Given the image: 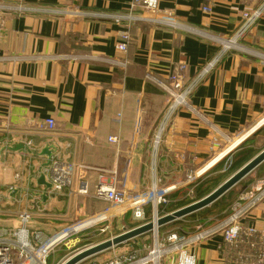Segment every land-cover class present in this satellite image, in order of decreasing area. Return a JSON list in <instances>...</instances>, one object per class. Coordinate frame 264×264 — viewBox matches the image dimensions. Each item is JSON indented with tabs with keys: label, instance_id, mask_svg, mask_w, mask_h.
Listing matches in <instances>:
<instances>
[{
	"label": "crops",
	"instance_id": "1",
	"mask_svg": "<svg viewBox=\"0 0 264 264\" xmlns=\"http://www.w3.org/2000/svg\"><path fill=\"white\" fill-rule=\"evenodd\" d=\"M133 1L23 0L34 11L0 18V232L19 229V215L27 213L28 241L39 244L80 216L102 210V201L91 196L99 183H112L127 196L157 182L175 187L171 194L192 190L229 153L212 156L217 133L231 142L263 120L264 0H157L180 25L176 29L144 21L122 27L109 18L77 14H124ZM206 6L209 13L202 11ZM261 8L239 40L255 54L233 49L220 56L194 87L189 106L169 113L167 95L145 81L147 72L165 80L173 67L184 64L190 84L220 54L217 39L235 36L244 25L242 14ZM123 33L130 37L125 53L115 48ZM48 118L55 130L37 131ZM254 135L264 138V122L242 142ZM15 145L24 149L8 151ZM45 146L52 160L88 168L76 172L71 190L37 184L40 176L49 183L48 157L40 155ZM199 171L204 175L185 184L188 173ZM82 183L90 195L77 194ZM252 187L264 189V177ZM263 209L264 203L253 209L245 227L261 229ZM81 238L80 243L91 244ZM117 248L102 253L110 252L109 258ZM59 250L63 254L52 258ZM65 251L58 249L47 263L63 260ZM191 252L195 264H240L218 235Z\"/></svg>",
	"mask_w": 264,
	"mask_h": 264
},
{
	"label": "built area",
	"instance_id": "2",
	"mask_svg": "<svg viewBox=\"0 0 264 264\" xmlns=\"http://www.w3.org/2000/svg\"><path fill=\"white\" fill-rule=\"evenodd\" d=\"M207 1L213 2L214 0ZM136 9H139L140 14H134ZM209 10L210 8L207 6L202 9L204 13H209ZM261 10L262 8L251 14L243 13V28L229 40L224 41L215 38L220 41V54L190 84L186 83L184 64H178L173 67V70L169 72L165 80L158 79L150 71L147 72L144 77L145 81L154 83L167 95L169 113L175 112L178 108L189 106L188 99L194 87L208 73L220 56L233 49L255 54L253 51L245 47L243 48L239 40L243 37V32L260 17ZM31 11H34V9L26 6L23 0H0V18L10 14L20 15ZM77 14L83 17L97 15L109 18L122 27L142 21L151 26L162 23L174 29L180 27L178 23L169 19L170 14L168 12H164L159 8L157 0H134L131 2L128 11L124 14ZM163 16L166 19H162ZM193 32L199 33L196 30H193ZM121 37L123 42L117 43L115 48L117 51L125 53L130 37L126 33H123ZM119 66L123 67L124 63H119ZM55 128L56 123L51 118L45 119L37 125V131L39 132H53ZM158 138L157 136L156 144L158 143ZM109 141L116 142V138L111 137ZM223 141L228 142L229 138L217 133L211 143L212 152L220 149ZM85 169L88 168L74 163L59 162L51 159L46 170L51 189L54 191H62V189L71 190L74 177L77 174L76 172ZM201 174L203 173L200 171L188 173L185 184L194 183L197 178L204 175ZM94 189V192L91 194L92 198L106 203L109 207L106 210L96 212L95 215L80 219L71 223V225L63 227V229L47 236L39 244H33L28 241L26 224L29 221L30 214L21 213L19 215L21 225L19 229L13 232H0V264H47L48 257L58 249L64 247L66 250L76 249L75 246L80 243L78 236L84 232L94 230L98 234L105 233L109 236L101 241L105 242L112 241L114 237L127 233L131 229L147 225V223L152 224V228L147 233L131 238V240L112 248L113 252L115 247L125 245L127 247L126 250L118 253L114 252L111 257L98 261L93 260L96 256L94 255L81 260L77 264H195L196 260L194 254L191 252L192 248L199 242L212 238L215 235L222 238L223 245L233 251L238 257L240 264H264V210L262 217L263 224L260 230H257L253 225H249L248 227L244 225L248 214L264 203V189L262 187L250 189L248 193L237 199L231 206L230 214L215 224L214 227L208 229L198 228L191 234L184 230H173L163 234L160 231L161 226L157 225L158 219L169 214L165 211V207L169 205L168 196L174 191L175 187L160 186V182H157V184L153 183L145 192L131 196H127L124 192L115 189L112 183H99ZM192 193L193 190H190V194ZM77 194L90 195L85 183L79 186ZM147 207L149 210L148 217L146 215ZM123 217H128L139 224L128 231H123L114 236L110 235L109 228L113 219L122 220ZM93 246L84 245V247L82 246L79 249H73L74 251L72 250V252L67 253L64 259L68 255H77L81 251ZM64 259L56 264H64Z\"/></svg>",
	"mask_w": 264,
	"mask_h": 264
},
{
	"label": "rangeland",
	"instance_id": "3",
	"mask_svg": "<svg viewBox=\"0 0 264 264\" xmlns=\"http://www.w3.org/2000/svg\"><path fill=\"white\" fill-rule=\"evenodd\" d=\"M249 140L251 142L250 147L253 148L254 150L258 151L257 155L259 153L263 152L264 138L261 139L260 137H256L254 135ZM216 166H214V167H216ZM214 167H213V169H214ZM224 172H226V171L224 169H222L221 167H219L217 173L214 172L212 174V170H211L206 175H204L203 178H206V177L207 178L208 177L214 178L218 175H224L225 174ZM231 175L232 174H230V176ZM230 176H226L225 178H223L222 182L219 185H221L228 178H230ZM263 177H264V165L262 168L258 167L254 171H252L251 173L247 174V176L244 179H242L240 182H238L236 185H234V187H232L229 192H227L226 194L221 196V198H219L217 200L218 203L220 204V206H218V207L214 206V203H213L212 205H210L208 207H205L203 209L198 210V212L186 215V216L182 217L181 219L176 220L175 222L166 224L165 226H163L161 228L160 231L164 234L166 232L173 231V230H184L185 232L191 234V233H194L198 228L208 229V228L214 227L217 222L222 221L227 216L229 209H231L232 204H234L237 201V199H239L241 196H243L245 193H247L249 191V189H253L252 186L255 185L256 179L263 178ZM193 196H194V192L192 194H190L189 187H185L178 192L177 197H176L177 199H175V201L180 200V199L181 200L182 199L183 200L184 199H191V197H193ZM100 203L102 204V206H104V207H102L101 211L106 210L109 207V206H107L106 203H102V202H100ZM192 203H194V202H192ZM221 206H225L226 208L222 209ZM168 213H170V212H168ZM89 216L90 215L84 214V215L80 216V218H78L77 221H79L80 219L88 218ZM125 222L123 220L116 221V219H113V221L111 222L112 224L109 228L110 235L114 236L116 234L122 233L123 231H128L131 229V227H133L134 224L135 225L138 224L137 222H133L129 219L125 220ZM85 233H87V235H85ZM81 236H82L81 239H84V240L89 241L91 243L88 246L97 245V243H100L101 241H103L104 239L109 237L105 233L97 235L94 230H91L89 232H84L81 234ZM78 237L80 240V236H78ZM149 237H150V234H149ZM82 246L84 247L83 243H78L75 246V248L79 249ZM126 248L127 247L125 245H122L116 249V252H119L121 250H126ZM73 249L74 248L65 251L64 254H67L70 251L72 252ZM76 249H74V250H76ZM59 254H63V253H61L59 250L58 252L53 254L52 258L53 257L57 258V256H59ZM72 255L73 254L66 256L63 263L67 259H69ZM109 255H110V252H108V251L104 252V253H100L97 256H95L93 258V260H97V261L103 260L104 258H107Z\"/></svg>",
	"mask_w": 264,
	"mask_h": 264
},
{
	"label": "water",
	"instance_id": "4",
	"mask_svg": "<svg viewBox=\"0 0 264 264\" xmlns=\"http://www.w3.org/2000/svg\"><path fill=\"white\" fill-rule=\"evenodd\" d=\"M21 149H24L22 145H15L13 147L8 148V151H18ZM51 154L52 152L50 146H45L44 149L40 152V155L42 156L45 155L46 157H48L46 166L50 164L52 158ZM263 162H264V149L263 152L259 153L254 158L249 160L247 164H245L237 172L232 174L230 178H228L225 182L219 185V187L214 189L212 193H210L209 195L205 196L200 200H197V202L195 203L182 207L181 209L171 212L170 214L165 215L163 218L158 219L157 225L164 226V224L175 222L176 220H179L186 215L198 212V210L212 205L214 201H216L221 196L229 192L231 188L234 187V185H236L238 182L244 179L247 176V174L254 171ZM37 184L43 186L46 189L50 188V184L45 181L44 176H40V178L37 180ZM151 228H152V224L147 223V225L135 229H131V231L127 233L114 237L112 241H105L99 243L96 246L90 247L82 251L80 254L72 256L67 261H65L64 264H77L85 258L97 255L99 252L108 250L116 245L131 240V238L147 233L148 230H150Z\"/></svg>",
	"mask_w": 264,
	"mask_h": 264
},
{
	"label": "trees",
	"instance_id": "5",
	"mask_svg": "<svg viewBox=\"0 0 264 264\" xmlns=\"http://www.w3.org/2000/svg\"><path fill=\"white\" fill-rule=\"evenodd\" d=\"M262 133L263 132L256 133V134L258 135ZM250 144H251L250 140L246 141V143L240 144V146L236 148L234 153L231 154L230 158L224 159L223 161L218 163L216 167H214V171L212 173L214 172L217 173L218 168L221 167L222 169L226 171L224 172L225 173L224 175H218L214 178L206 177V178L198 180L197 183L195 182V184L191 186L194 192V196L192 199H184V200L180 199V200L175 201V199H177L176 198L177 195L170 194L168 196L170 200V203H169L170 205L166 207V211L172 212V211L179 210L182 207L190 205V203L196 202L197 200H200L204 198L205 196L209 195L214 189H216V187H219V184L222 182L223 178H225L226 176H230V174H234L235 172H237L241 167L247 164L249 160H251L257 155L258 151L251 148ZM217 200L214 201V206L218 207L220 206V204L218 203ZM221 208L224 209L226 207L221 206Z\"/></svg>",
	"mask_w": 264,
	"mask_h": 264
},
{
	"label": "bare ground",
	"instance_id": "6",
	"mask_svg": "<svg viewBox=\"0 0 264 264\" xmlns=\"http://www.w3.org/2000/svg\"><path fill=\"white\" fill-rule=\"evenodd\" d=\"M264 117V116H263ZM263 122H264V118H263V120H261V121H259L258 123H256V124H254L251 128H250V130H248L244 135H242L241 137H239V138H237V139H234V140H231V142H230V139H231V137H228L229 138V141L228 142H226V144L225 145H222V147L220 148V149H218V150H216V151H213L212 152V156L214 155V156H220L221 154H222V151L223 150H227L229 153L226 155V156H228V155H230V153L235 149V148H237L241 143H243L242 142V140L246 137V135L247 134H249V132H251V131H253V130H257L258 129V127L259 126H261V125H263ZM115 138V137H114ZM116 141H117V139H116ZM158 141H159V138H158ZM228 144V145H227ZM226 156H224V159H227V158H225ZM176 189V188H175ZM174 189V190H175ZM172 192V191H171ZM195 203V202H194ZM190 204H192V203H190ZM264 210V209H263ZM172 212H174V211H172ZM171 213V212H170ZM169 213V214H170ZM77 221V220H76ZM136 227V226H135ZM162 227V226H161ZM262 228V227H261ZM260 230V229H259ZM100 243H102V242H100ZM97 244H99V243H97ZM96 246V245H95ZM113 248V247H112ZM86 250V249H85ZM84 251V250H83ZM82 252V251H81ZM101 252H99L98 254H100ZM80 254V253H79ZM97 254V255H98ZM96 255V256H97Z\"/></svg>",
	"mask_w": 264,
	"mask_h": 264
}]
</instances>
